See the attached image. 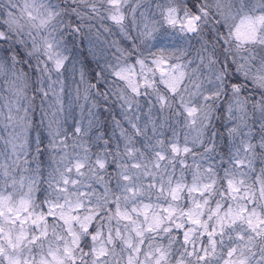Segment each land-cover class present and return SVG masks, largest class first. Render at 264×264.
Masks as SVG:
<instances>
[{"label": "snow or ice", "instance_id": "6c2138e0", "mask_svg": "<svg viewBox=\"0 0 264 264\" xmlns=\"http://www.w3.org/2000/svg\"><path fill=\"white\" fill-rule=\"evenodd\" d=\"M0 264H264V0H0Z\"/></svg>", "mask_w": 264, "mask_h": 264}, {"label": "rangeland", "instance_id": "374dc122", "mask_svg": "<svg viewBox=\"0 0 264 264\" xmlns=\"http://www.w3.org/2000/svg\"><path fill=\"white\" fill-rule=\"evenodd\" d=\"M112 39H119V37L118 36H115V37H109V40L111 41ZM86 47V49H87V46H85ZM39 195V194H38ZM43 197L41 196V199H42Z\"/></svg>", "mask_w": 264, "mask_h": 264}, {"label": "trees", "instance_id": "16d2710c", "mask_svg": "<svg viewBox=\"0 0 264 264\" xmlns=\"http://www.w3.org/2000/svg\"><path fill=\"white\" fill-rule=\"evenodd\" d=\"M84 55H87V49H86V47L84 48ZM109 120H110V117H109Z\"/></svg>", "mask_w": 264, "mask_h": 264}]
</instances>
